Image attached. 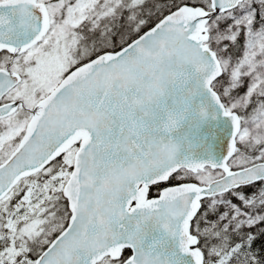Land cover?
<instances>
[{
    "label": "snow or ice",
    "instance_id": "snow-or-ice-1",
    "mask_svg": "<svg viewBox=\"0 0 264 264\" xmlns=\"http://www.w3.org/2000/svg\"><path fill=\"white\" fill-rule=\"evenodd\" d=\"M0 264H264V0H0Z\"/></svg>",
    "mask_w": 264,
    "mask_h": 264
}]
</instances>
